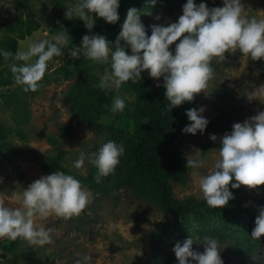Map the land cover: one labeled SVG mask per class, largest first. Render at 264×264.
I'll list each match as a JSON object with an SVG mask.
<instances>
[{"label":"clouds","instance_id":"obj_1","mask_svg":"<svg viewBox=\"0 0 264 264\" xmlns=\"http://www.w3.org/2000/svg\"><path fill=\"white\" fill-rule=\"evenodd\" d=\"M148 2L155 5L157 0ZM120 3L121 0H74L64 13L66 19L83 20L89 30L82 36L80 45L70 48L72 54L110 64L96 85L105 94L120 89L125 82L142 79V72L147 71L153 78H162L168 101L166 107L171 112L184 102L193 101L197 94L205 93L215 75L213 61H225L226 53L238 50L253 60L264 61V17L249 15L244 0H223L222 5L214 7H209L207 0L199 3L186 0L178 20L147 26L151 28L150 35L141 20V10L133 6L128 8L113 42L92 29L97 16L108 23H118ZM160 18V14L155 17ZM72 42L67 27L61 24L50 39L33 41L26 50L16 52L0 47V56L8 62L14 80L25 91H36L41 87L48 62L63 55ZM245 95L249 101L259 99L264 103L261 99L264 83L249 88ZM128 99L127 94H117L112 97L111 105L105 106L116 114L125 109ZM205 110L204 106L187 108L190 123L184 125L182 131L203 133L210 123ZM209 137L213 141L218 139L215 133H209ZM219 145L212 166L205 174L198 175L202 197L210 207L227 206L235 198L232 189L243 185L259 191L264 185V109L234 122L232 130L219 138ZM124 153L123 142L108 139L91 154L81 149L73 166L81 169L87 159L97 167L96 180L100 182L102 176L115 173ZM191 153L187 154V168L198 170L205 166L206 157H193ZM92 196L91 189L70 172L59 168L41 175L23 188L19 206L0 200V238L22 237L32 245L51 243L55 228L39 223L38 218L79 215L91 203ZM251 237H264V205L258 206ZM202 241L203 251L193 247L201 241L194 240L192 234L183 242L177 241L173 248L176 264H225L220 239L208 235ZM91 260L92 257L85 254L73 264H91Z\"/></svg>","mask_w":264,"mask_h":264},{"label":"rangeland","instance_id":"obj_2","mask_svg":"<svg viewBox=\"0 0 264 264\" xmlns=\"http://www.w3.org/2000/svg\"><path fill=\"white\" fill-rule=\"evenodd\" d=\"M22 0H0V42L7 34V29L20 19H26L29 15L35 17L40 23V29L25 40L20 41L18 50H26L30 43L41 39H50V29L58 19L59 8L55 0H31L30 9L19 6ZM143 1V0H139ZM66 6L74 0H66ZM186 0H172L169 4L157 1L155 5H145L141 10V20L146 25L149 35L153 23H169L178 20L182 14V5ZM200 0H197L199 3ZM209 7L220 6L223 0H207ZM247 13L264 17V0H244ZM130 7H135L134 2ZM160 14V19L155 17ZM94 32V28L92 29ZM89 30L87 31V33ZM73 42L67 49L80 45L82 36L72 37ZM173 49L175 44L171 46ZM75 55L71 52V57ZM225 61L214 60L215 75L208 82L207 89L196 95L194 104L196 107L204 106L209 121L218 118L224 112L236 110L234 118L221 132L205 130L203 133L188 134L196 141V144L185 150V156L191 153L193 157H206V164L200 169L188 168L186 184H174V195L179 199L194 197L201 200L202 194L198 185V175L205 174L212 166L218 155V149H212L204 153L201 144L219 141L226 132L232 130L234 122L243 121L259 110L264 109V103L259 99L249 101L245 95L249 88L264 83L261 69L255 60L247 56H237L229 52ZM33 60L35 57L32 58ZM59 65L54 62L48 65L46 73ZM104 72H100V76ZM50 77V76H49ZM142 77L151 81L156 87L163 85V80L149 76L147 71L142 72ZM77 79L60 81L50 77L42 87V92L36 96H28L31 109L30 121L22 126L26 139L17 134V125L12 120L13 109L6 106L1 98V93H11L17 85L0 88V122L6 126L9 139L13 143L15 155L5 154L1 156L0 172V200L11 206H19L21 193L33 180L47 173L39 162L24 158L19 153L21 149H34L37 156H56L59 151H66L67 156L63 161L66 168L75 174L87 175L92 163L87 159L81 169L73 166L74 159L83 149L86 153L96 152L103 141V135H99L73 116L72 106L64 101V96ZM119 94L121 89H114ZM129 100L134 97L127 94ZM264 100V97L261 98ZM185 114H183L184 116ZM102 122L105 125L118 123L125 124V119H114L112 116H104ZM188 123L190 121L188 120ZM62 127H68L72 137L65 139L60 137ZM209 133L217 134V141L209 137ZM50 137L58 139V144H50ZM92 191V200L79 214L72 217H58L51 215L46 218H38L39 223L55 228L53 241L45 245H32L23 238L22 244L14 252H8L3 245L9 243V238H0V264H73L75 259L87 254L92 257L91 264H145L147 258L156 252H162L165 257H177L173 251L176 240L172 236L165 237V227L171 219L158 207L145 199L137 197L129 189H121L112 194H103ZM172 225V224H171ZM200 241V240H199ZM195 249L203 251L204 243L194 244ZM221 255L224 260L231 263L236 258L229 244H222ZM251 264H264V246L250 259Z\"/></svg>","mask_w":264,"mask_h":264},{"label":"trees","instance_id":"obj_3","mask_svg":"<svg viewBox=\"0 0 264 264\" xmlns=\"http://www.w3.org/2000/svg\"><path fill=\"white\" fill-rule=\"evenodd\" d=\"M36 1L41 2L42 0ZM55 1L59 8H66V0ZM157 1L162 4L172 2V0ZM30 2L31 0H22L18 2V5L30 9ZM132 2L139 10L149 5L148 0H121L120 21L112 24L97 16L94 32L104 34L114 42ZM65 11L66 9L58 10L59 17L50 29L52 36L60 29L61 24L67 27L72 37L83 36L87 33L88 29L84 21L79 18L66 19ZM39 29L40 23L33 14L26 19H20L7 29V34L0 42V47L16 52L19 42ZM127 50L131 53L130 47ZM232 54L244 56L238 50ZM255 61L264 77V61ZM54 62H59V65L51 75L45 72L41 87L36 91H25L23 86L14 80L8 62L0 56V88L17 85L11 93H1L5 105L13 109L12 120L18 127L17 134L23 139L27 138L21 127L31 119L28 96L40 94L42 87L50 77L57 81L76 78V84L70 87L64 96V101L72 106L73 116L93 132L103 135L104 142L113 139L125 145V153L121 156L115 173L102 176L100 182H97L98 169L92 165L87 175L75 174L77 178L91 190L99 193L112 194L121 189H129L137 197L154 204L171 219L165 227V237L164 234L162 236L164 241L167 240L166 233L172 236V240L180 242L191 234L194 240L199 238L200 241L204 236H216L222 244H229L236 258L235 263L224 260L225 264H251L250 259L264 246V237L257 239L251 237L255 218L258 215V206L264 205V185L260 186L259 191L243 185L239 189H232L235 198L224 207H210L203 198L201 200L194 197L179 199L174 195V184H186L187 182L188 168L185 150L196 144V141L182 131L184 125L188 124L185 110L196 107L194 101H186L170 112L166 107L168 101L164 86L155 88L151 81L142 77L136 82L128 81L122 85L121 95L129 94L134 99L132 101L128 99L125 109L113 114L105 105L110 106L112 97L119 93L113 90L105 94L96 86L100 79L99 73L109 69V63L93 62L82 55L71 57V51L67 48L63 55L54 57L48 65ZM230 110L231 112H224L211 121L207 130L221 132L226 129L236 113L233 107ZM104 116H112L114 119L122 117L126 122L123 126H118L115 122L105 125L102 122ZM8 136L6 126L0 122V158L5 154L15 155L12 150L13 143ZM60 137L65 139L72 137L68 127L61 128ZM49 142L55 146L58 144V139L50 137ZM219 146V141L201 144L204 153L218 149ZM19 154L24 158L39 162L47 174L59 168L72 173L63 164L67 156L64 150L59 151L56 156L39 157L34 149L22 148ZM9 240L8 244L3 245L8 252L16 251L23 242L22 237ZM174 263V257H165L162 252H156L145 261V264Z\"/></svg>","mask_w":264,"mask_h":264}]
</instances>
